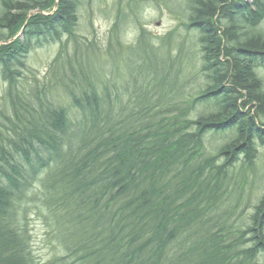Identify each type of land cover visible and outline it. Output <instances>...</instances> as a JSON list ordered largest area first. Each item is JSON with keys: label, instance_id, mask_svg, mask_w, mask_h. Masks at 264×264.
Instances as JSON below:
<instances>
[{"label": "trees", "instance_id": "1", "mask_svg": "<svg viewBox=\"0 0 264 264\" xmlns=\"http://www.w3.org/2000/svg\"><path fill=\"white\" fill-rule=\"evenodd\" d=\"M93 1L0 0V264L35 262L22 221L35 181L62 231L61 264H264V194L246 220L248 248L233 237L243 230L228 219L235 207L227 214L230 168H253L264 147V66L254 62L264 65V0L190 1L203 78L192 101L152 112L137 99L115 113L109 94L61 78L80 115L72 122L28 78L27 59L74 38ZM200 102L213 110L190 118ZM226 132L206 154V135Z\"/></svg>", "mask_w": 264, "mask_h": 264}, {"label": "rangeland", "instance_id": "2", "mask_svg": "<svg viewBox=\"0 0 264 264\" xmlns=\"http://www.w3.org/2000/svg\"><path fill=\"white\" fill-rule=\"evenodd\" d=\"M190 1L94 0L80 6L74 38L31 50L27 64L32 73L27 74L28 78L33 81L35 77L47 87L44 91L48 101L64 108L72 122L78 121L80 115L65 94L61 78L68 83L69 78L76 83L82 79L94 85L101 96L109 94L115 113L132 110L137 99L146 101L145 109L152 112L192 101L203 78L199 75L198 34L188 26ZM257 31L264 34V19ZM257 74L264 85V68H259ZM182 84L183 94L179 92ZM3 87L0 79V96ZM199 108L190 118L198 115ZM225 134L206 135V154H212L226 141ZM257 153L253 168L241 169L236 164L228 175L231 197L227 214L235 207L228 219L243 229L233 234L243 248L252 245L246 243L251 237L244 232L246 220L257 198L264 194V147L257 146ZM28 194L22 221L29 234L34 264H61L68 254L62 231L45 206L41 183L33 182ZM257 261L262 264L261 259Z\"/></svg>", "mask_w": 264, "mask_h": 264}, {"label": "bare ground", "instance_id": "3", "mask_svg": "<svg viewBox=\"0 0 264 264\" xmlns=\"http://www.w3.org/2000/svg\"><path fill=\"white\" fill-rule=\"evenodd\" d=\"M254 62L256 63V65H263V62L260 60V59H258V57H256L255 59H254ZM240 103V101H238V104ZM200 107L199 109H198V111H197V114H202V113H209V112H211L212 110H213V108L214 107H212V105L210 104V103H208V102H200V103H198L197 104V106H196V108L197 107ZM252 114V113H251ZM116 151V150H115ZM251 238V237H250ZM249 243H251V242H249ZM258 259H260V258H258Z\"/></svg>", "mask_w": 264, "mask_h": 264}]
</instances>
